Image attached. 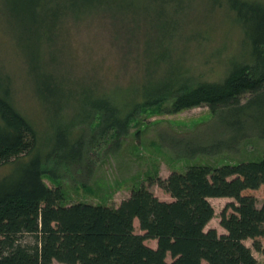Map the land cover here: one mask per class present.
Here are the masks:
<instances>
[{"label":"trees","instance_id":"trees-1","mask_svg":"<svg viewBox=\"0 0 264 264\" xmlns=\"http://www.w3.org/2000/svg\"><path fill=\"white\" fill-rule=\"evenodd\" d=\"M29 3L39 9L49 4L55 11L49 33L69 14L78 21L80 12L96 15L113 3L119 5L118 0ZM228 7L251 45L248 62H233L220 81L194 82L172 62L165 42L147 44V75L165 62V76L142 83L136 92L126 90L122 104L90 87L64 92L48 84L47 96L58 103L55 116L61 113L62 103H75L79 122L60 126L47 143L40 141L35 125L15 107L10 88L0 84V166L13 165L0 179V264H261L245 241L252 240L254 249L264 256V203L259 208L254 194L264 195V158L215 169L195 165L184 173L173 172L157 181L171 201L160 200L141 186L116 208L62 205L63 190L44 182L45 175L58 180L82 166L91 175L87 153L108 136L113 139L111 146L120 148L132 121L146 108L159 107L165 114H177L206 106L232 133L229 140L215 141L209 147L187 143V158L237 144L245 138L249 123L264 137V122L256 114L264 107V1L228 0ZM177 12L171 8L169 19ZM165 25L170 34L172 22ZM46 38L43 31L35 43L38 53L44 51ZM230 112H248L251 118L225 123V113ZM78 123L95 124L88 146L83 135H73ZM212 198L234 200L228 206L232 213L225 209L221 215L225 234L207 229L215 214L209 201ZM136 220L141 233L136 232ZM26 236L34 242L25 243ZM147 241H155L156 246Z\"/></svg>","mask_w":264,"mask_h":264},{"label":"rangeland","instance_id":"rangeland-1","mask_svg":"<svg viewBox=\"0 0 264 264\" xmlns=\"http://www.w3.org/2000/svg\"><path fill=\"white\" fill-rule=\"evenodd\" d=\"M118 2V6L114 2L96 15L80 12L83 17L78 21L69 14L49 33L55 13L49 4L39 9L30 5L29 0H0V84L10 88L15 107L35 125L43 144L60 126L76 122L78 111V104L62 103L64 107L56 117L58 103L51 102L56 99L47 96L48 84L73 92L90 87L114 96L122 104L126 90L136 92L142 83L165 76V62L152 68L154 74L146 72L150 63L146 58L147 44L157 41L165 42L172 62L194 82L220 81L233 62L250 59L251 45L229 9L228 0ZM171 8H177L178 12L169 19ZM169 21L172 22L170 34L165 25ZM43 31L47 32L46 44L44 51L38 53L35 43ZM165 45L158 49L162 50ZM247 113H225L224 121L246 122L251 118ZM256 114L264 122V107ZM219 121L206 106L177 114H165L159 107L143 109L132 121L120 148L114 149L113 139L108 136L87 153V161L92 164L91 175L82 166L58 180L45 175L44 182L63 190L62 205L66 206L87 203L116 208L141 186L158 199L171 201V196L157 181L167 179L173 172L184 173L195 165L215 169L264 158V137L252 123L248 124L245 138L237 144L207 155L185 157L187 143L209 147L215 141L229 140L232 133ZM95 124L77 125L74 137L83 135L88 146ZM12 167V164L0 166V179ZM254 194L261 208L264 195ZM209 201L215 214L207 229L225 234L221 215L225 209L228 214L232 213L228 206L234 200L212 198ZM135 228L141 233L138 221ZM33 242L31 236L25 237V243ZM146 243L156 246L154 241ZM245 244L264 264V256L254 249L253 241L247 240Z\"/></svg>","mask_w":264,"mask_h":264},{"label":"crops","instance_id":"crops-1","mask_svg":"<svg viewBox=\"0 0 264 264\" xmlns=\"http://www.w3.org/2000/svg\"><path fill=\"white\" fill-rule=\"evenodd\" d=\"M136 221H137V220H136ZM136 221H135V222H136ZM154 242H155V241H154ZM155 244H156V242H155Z\"/></svg>","mask_w":264,"mask_h":264}]
</instances>
